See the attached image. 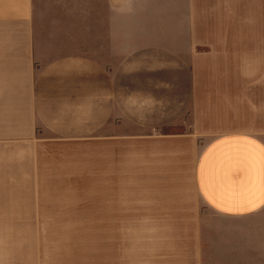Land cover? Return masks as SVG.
I'll return each mask as SVG.
<instances>
[{
  "label": "crops",
  "instance_id": "obj_1",
  "mask_svg": "<svg viewBox=\"0 0 264 264\" xmlns=\"http://www.w3.org/2000/svg\"><path fill=\"white\" fill-rule=\"evenodd\" d=\"M156 46L189 61L190 133L126 137L125 62ZM73 141L102 190L133 189L99 217L150 238L132 264H264V0H0V264H40L46 160Z\"/></svg>",
  "mask_w": 264,
  "mask_h": 264
},
{
  "label": "rangeland",
  "instance_id": "obj_2",
  "mask_svg": "<svg viewBox=\"0 0 264 264\" xmlns=\"http://www.w3.org/2000/svg\"><path fill=\"white\" fill-rule=\"evenodd\" d=\"M158 6L152 11L161 22L164 13ZM142 31L126 28V38L138 37ZM145 32L164 34L163 29ZM164 47L156 46L151 55L125 62V118L119 131L126 137L190 133V64L184 56L179 58L181 46H172L173 54H166ZM76 128L83 129V125ZM94 129V135L101 134L100 125ZM207 141L205 137L192 138L186 146L198 155ZM60 144L55 151L59 156L46 160L45 232L38 238L40 264H103L104 260L108 264L118 243L124 247L125 263L132 264L139 257L135 246L148 244L150 238L101 237L99 217L102 195L127 197L133 189L102 190L99 156L86 158L83 141ZM133 223L126 221V228H132Z\"/></svg>",
  "mask_w": 264,
  "mask_h": 264
}]
</instances>
